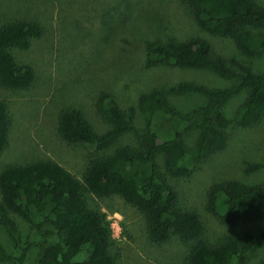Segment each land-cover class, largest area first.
I'll return each mask as SVG.
<instances>
[{
  "label": "trees",
  "instance_id": "obj_1",
  "mask_svg": "<svg viewBox=\"0 0 264 264\" xmlns=\"http://www.w3.org/2000/svg\"><path fill=\"white\" fill-rule=\"evenodd\" d=\"M179 1L189 8L201 31L231 40L245 57L264 52V6L254 0ZM45 31L37 19L8 18L0 1L2 85L14 90H27L34 85L35 68L18 62L11 50L30 48L32 40ZM144 64L148 69L208 70L236 83L219 88L180 81L142 90L137 104L143 115L141 126L137 123L136 105L122 108L113 92L101 91L96 108L110 124L104 133L94 129L80 108H62L57 118L61 137L69 144H92L103 153L89 162L82 178L52 158L12 163L1 169L0 224L7 228L18 254L8 252L0 244V261L21 264L30 250L58 232L60 240L44 246L36 264H119L113 252L111 224L100 210L89 206L88 193L99 197L118 195L136 207L144 215L148 234L156 243L176 235L186 247L184 264H249L264 249V230L258 234L238 231L209 240L201 215L177 206L178 193L170 183L173 177L190 176L200 163L224 149L227 129L233 122L249 127L264 119V73H256L237 56L231 58V63L215 56L212 43L199 35L184 39L147 38ZM243 89H249V96L237 115L230 118L224 106ZM184 94L203 95L208 102L182 112L169 98ZM158 115L175 120L173 137L160 136L156 127ZM13 121L8 103L0 98V156L11 145ZM191 129L198 130L192 146L185 141V134ZM130 135L137 137L136 145H121L105 153L120 138ZM261 169L264 161L250 164L245 172ZM208 210L226 228L263 218L264 181L215 183L209 193ZM11 213L29 223L28 237L22 235ZM260 264H264V258Z\"/></svg>",
  "mask_w": 264,
  "mask_h": 264
},
{
  "label": "rangeland",
  "instance_id": "obj_2",
  "mask_svg": "<svg viewBox=\"0 0 264 264\" xmlns=\"http://www.w3.org/2000/svg\"><path fill=\"white\" fill-rule=\"evenodd\" d=\"M0 1L8 18L37 19L46 28L44 35L32 40L30 48L11 50L18 62L35 68L34 85L27 90H14L0 83V98L8 103L14 120L11 145L0 156V171L12 163L52 158L82 178L89 162L103 152L92 144L67 143L58 132L57 118L62 108L76 106L96 131L106 132L110 124L96 108L101 91L113 92L122 108L136 105L137 123L141 126L143 115L137 104L142 90L180 81L219 88L236 83L208 70L148 69L144 56L149 37L165 40L167 36L184 39L199 35L212 43L215 56H222L229 63L237 56L256 73H264V52L245 57L231 40L201 31L189 8L179 0ZM254 1L264 6V0ZM249 93V89H243L227 101L224 112L228 117L237 115ZM169 99L182 112L208 102L207 97L198 94L171 95ZM156 127L161 137L171 138L176 122L158 115ZM197 137L198 130L191 129L185 134V141L192 146ZM227 137L226 147L200 163L190 176L170 179L178 193L177 206L196 210L201 215L211 241L238 231L258 234L264 230V217L240 227L226 228L208 210L209 193L215 183L264 181V169L245 172L250 164L264 161V119L249 127L233 122L227 129ZM136 142V136L122 137L105 153ZM86 197L89 206L100 210L111 224L115 240L113 252L119 264H184L183 242L176 235L163 243L154 242L148 234L144 215L122 197H99L90 193ZM10 215L22 235L28 237L29 223L17 214ZM58 240L60 235L55 232L46 242L30 250L21 264H36L43 247ZM0 244L8 252L18 254L13 238L1 224ZM263 258L264 249L249 264H260ZM0 264L17 263L0 261Z\"/></svg>",
  "mask_w": 264,
  "mask_h": 264
}]
</instances>
